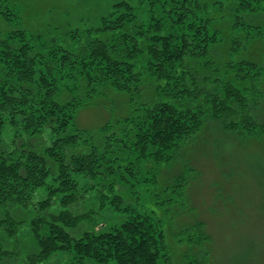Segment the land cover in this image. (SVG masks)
Segmentation results:
<instances>
[{
	"label": "trees",
	"instance_id": "1",
	"mask_svg": "<svg viewBox=\"0 0 264 264\" xmlns=\"http://www.w3.org/2000/svg\"><path fill=\"white\" fill-rule=\"evenodd\" d=\"M206 4L150 0L144 27L132 5L118 3L100 26L84 34L74 30L63 43L52 34L30 36L20 29L3 35L0 30V264H43L60 251L75 254L69 264H210L206 251L177 260L164 222L153 211H138L109 230L95 229L98 211L92 204L99 198L118 211H131L116 174L124 166L106 157L116 135L79 131L76 103L65 101L59 86L64 78L75 77L82 93L97 95L103 84H112L135 94L147 112L142 123L125 129L139 127L129 140L141 159L170 163L206 127H218L240 141L262 136L264 66L249 57V49L264 38L261 26L250 19L264 15V0L215 1V12L228 16L226 36L219 23L214 29L212 6ZM18 18L15 7L0 1L1 20ZM148 91L153 99L146 98ZM6 126L15 132L11 145L4 138ZM44 129L52 132L50 145ZM111 172V179H105ZM80 174L92 180L82 193ZM51 177L49 196L35 203V191ZM188 185L184 171L175 177L173 192L184 199ZM32 209L31 251L20 255L10 249V240L18 237ZM178 237L193 247L210 239L202 223Z\"/></svg>",
	"mask_w": 264,
	"mask_h": 264
},
{
	"label": "rangeland",
	"instance_id": "2",
	"mask_svg": "<svg viewBox=\"0 0 264 264\" xmlns=\"http://www.w3.org/2000/svg\"><path fill=\"white\" fill-rule=\"evenodd\" d=\"M0 1L15 7L20 15V19L10 23L0 19L3 35L24 29L30 36L45 37L52 34L59 37L61 43L74 30L84 34L100 26L103 17L111 15L118 3L132 5L138 23L144 27L149 25L152 9L150 0ZM215 1L203 0L212 6L209 13L216 20L214 29L218 25L216 23H219L226 36L228 31L225 19L228 16L223 12H215ZM250 19L257 21L254 25L261 26L260 31L264 33V15ZM245 28L239 27L240 30ZM41 45H44L43 41ZM226 47L222 46V51ZM249 57L264 66V38L252 44ZM76 82L75 77L60 81L62 98L75 101V124L79 131L97 132L102 136H108L109 132L116 137L119 134L117 138L109 140L114 142L107 145L106 157L125 167L117 169L116 174L123 185L120 193L131 208V211H118L109 200L99 198L97 205L96 202L92 204V208L98 211L95 215V229L109 230L121 225L138 211H153L164 222L168 243L177 260L184 261L188 252L206 251L210 264H264V134L252 140L240 141L218 127H206L199 138L187 145L176 160L170 163L141 159L139 151L129 140L136 137L139 127L129 131L125 128L132 123H142L147 107L135 99V94L118 90L112 84H103L104 87L95 95L89 91L82 93L79 82ZM146 96L147 99H153L155 94L148 91ZM114 129L116 132L112 131ZM5 131L4 138L11 145L15 132L10 126H6ZM43 133L46 143L50 145L51 130L44 129ZM100 142L105 143L103 140ZM101 157L103 162L105 157L103 154ZM126 164H132L130 167L134 168L128 169ZM184 171L189 185L187 197L182 199L173 192V181ZM112 175L111 172L109 177L104 178L111 179ZM76 179L81 184V193L92 182L84 174ZM52 180L53 177L49 178L46 186L35 191V203L49 196ZM17 216L22 217V213ZM33 217L32 209L24 219L18 237L10 240V249L20 255H27L31 251L29 231ZM198 223L204 225V232L210 239L201 247L179 242V233ZM71 261H75L73 252L60 251L43 264H69ZM87 264H92V260H88ZM109 264L116 262L111 261Z\"/></svg>",
	"mask_w": 264,
	"mask_h": 264
}]
</instances>
